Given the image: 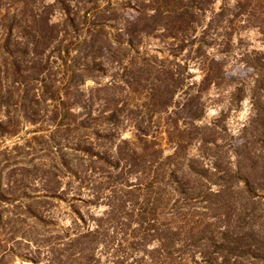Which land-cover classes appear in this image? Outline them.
Wrapping results in <instances>:
<instances>
[{
  "label": "trees",
  "instance_id": "obj_1",
  "mask_svg": "<svg viewBox=\"0 0 264 264\" xmlns=\"http://www.w3.org/2000/svg\"><path fill=\"white\" fill-rule=\"evenodd\" d=\"M51 1L61 9L60 21L47 16L37 0H13L21 6L11 20L0 14V137L19 138L24 123L60 137H53V144L51 138L45 141L47 150L55 154V173L34 165L21 173L26 179L12 184L2 182L8 168L3 161L10 163L21 151L8 155L0 150V264H11L17 257L41 264L14 243L18 247L19 241L32 242L22 226L28 221L53 223L35 205L52 198L64 200L62 173L81 180L88 171L69 155L118 169L117 177L127 167L135 180L120 195L113 192L107 208L89 223L73 210L75 227L65 232L62 244L63 254L68 252L70 258L67 264H264V179L244 152L246 130L234 139L242 142L228 149V162L221 166L213 151L218 147L217 127L198 124L206 112L203 93L216 85L224 67L218 53L207 55L205 49L220 36L231 37L245 29L264 35V0L129 2L126 7L135 16L125 21L120 36H113L109 20L86 18L97 10L99 0H84L92 5L84 12V31L69 9L70 0ZM157 27L174 40V52L130 59L121 69L120 80L99 89V94L105 90L110 96L105 99L110 104L96 113L93 105L98 98L86 86L88 78L82 72L105 73L104 64L93 61L99 50L113 55L121 51L123 58L116 56L121 63L129 51H135V32ZM14 32L18 36L13 42ZM188 42L198 59L195 65L203 71L198 81L190 76L189 60L178 59L175 53ZM75 50L79 56H72ZM256 69L249 89V126L264 124L260 107L264 58ZM139 88L149 98L151 114L146 122L132 116L127 104L115 98L118 90L135 94ZM124 125H133L129 137L121 133ZM39 138L43 140L42 136L32 140ZM104 139L114 148H102L99 140ZM12 150L23 149L16 142ZM40 171L41 192L32 194L31 174ZM50 173L52 178L47 177ZM65 259L55 254L43 264H66Z\"/></svg>",
  "mask_w": 264,
  "mask_h": 264
},
{
  "label": "rangeland",
  "instance_id": "obj_2",
  "mask_svg": "<svg viewBox=\"0 0 264 264\" xmlns=\"http://www.w3.org/2000/svg\"><path fill=\"white\" fill-rule=\"evenodd\" d=\"M2 2L4 8L0 14L5 15L7 20H11L14 15L19 14L21 5L14 4L13 0H3ZM37 2L39 7L42 8L44 6L45 11H47V16L53 21H60L61 9L59 5L53 3L51 0H37ZM129 2L139 4L140 0H99L97 10L90 13L86 18H88V20L99 18V21L105 19L109 20L113 28V36H120L122 32H120L119 29L123 27L126 20H132L135 16V11L126 7ZM144 2L147 5L149 4L148 0ZM47 4L52 5L48 6ZM219 5L220 3H217L216 7ZM68 6L73 16L76 18V21L80 23L79 28L82 31L86 30L85 25L82 24L84 20L83 16L85 10L89 9L92 5L86 3L84 0H70ZM27 14L28 13H26L24 17H26ZM142 24L143 23H141V25ZM135 33L137 38L135 40V51H129L128 56L124 57L123 63L116 61L118 60L116 56L123 58L121 51H115L113 55L99 50L93 61L95 60V62L104 64L105 73L100 71H93L91 73L82 72L83 76L88 78L86 86L88 88H93V93L96 94V98H98L97 102L93 105L96 113H98L97 110L101 112L103 108H106L110 104L105 101V99H109L110 96L106 95V92H104L105 90L100 91L99 94V89L101 90V88L110 81L120 80L121 69L125 64H128V62H132L130 59L134 58V61H136L139 57L144 56H168L174 52L172 51L175 49L174 40L167 37L166 32L161 29V27H157V29L151 32L137 30ZM14 34L15 37L12 38L13 42L17 40L16 38L18 36L17 33L14 32ZM97 38L99 43V34ZM192 46L191 42H188L182 50L179 52L176 51L175 53L178 54V59L187 58L189 60L190 76H192V80L198 81L202 78L203 71L199 69L198 65H195L198 64V59H195L193 53L194 48ZM210 46L211 47L205 49V53L207 55L218 53V55L222 57L221 62L224 66L223 74L220 75V78L216 81V85H209L205 89L203 100L206 112L198 124H211V126L217 127L216 130L219 132L218 147L213 148V151L216 155L214 160L221 164V166H225L228 162V149L232 148L233 144L238 145L242 142L234 139L246 130L244 141H246L247 146L244 148V152L254 160L257 168V175L260 176L259 178L264 179V124L249 126L252 114V102L249 89L253 84V76L256 73L255 70H258L256 69L258 62L261 58H264V35L258 33L254 29H245L241 31L240 34L235 33V35L231 37L227 34L225 38L220 36L218 41H215L214 45ZM79 52L80 51L77 52L76 50L73 51L72 56H79ZM169 58L170 60L175 59L173 56ZM88 60H90V57ZM244 63L251 65V67L245 68L243 65ZM118 91L119 92L115 94V98L120 100L121 104H127L126 106L129 107L132 116H136L139 120L145 119L146 122L151 114L146 90L139 88L135 94H127L125 91L121 93L120 90ZM260 107L264 113V102L260 104ZM24 124L25 125L18 135L19 138L0 137V150H6V154L8 155H15L21 151L20 155L13 158L10 163L3 161V165H8V168L4 169V176L2 178V182L6 184H8V182L12 184L14 180H20L21 178L26 179L27 175H21V173H25V169L32 168L34 165L55 173L52 166L55 160V154L47 150L48 144H46L45 141L51 138L49 143L53 144V137L56 138L55 140L60 137L48 132H37L39 125ZM132 128L133 125H127L121 128V133H123L125 137H129L131 130H133ZM36 136H42L43 140H40V138L38 140H32V138ZM16 142L23 150H12ZM99 144L103 146L102 148H112L114 146L113 142L109 139L99 140ZM14 151L16 152L14 153ZM195 152L196 149L194 146V148H192V153ZM210 152L212 154V150H210ZM69 158L83 165L82 167L88 168V171L85 173L86 175L84 174L81 180H75L69 174L62 173L61 182L65 195L64 200L52 198L47 202H40L35 205L36 209L39 210L46 219L52 220L55 224H33L28 221L22 226L27 235L32 238V242L28 244L19 241L20 244L18 247L14 243L16 249L36 257L41 264L54 257L55 254L57 255V259L64 256V259L66 258V264L67 260L70 259L68 258V252H66V255L65 253L63 254L62 244L66 236L65 232L75 227L73 220L76 214L73 210L84 215L89 223L91 217L99 216V212L101 213L107 208V204L113 198V192L116 196L120 195V192L125 188L124 186L132 184L135 180L134 174L129 173L127 167L122 169L124 175L122 174L117 177L116 175L121 172L120 170H114L112 167L104 165L101 162L93 164L88 158H82L81 155L76 158L69 155ZM210 159L213 161L212 158ZM14 162H16V164H13ZM11 171L16 172L11 178H8L7 175L11 173ZM53 173L48 174L47 177L51 176L50 178H52ZM41 176V171L34 175L31 174V180H29L31 184L28 190L32 194L41 192V186L43 184L40 180ZM6 213L7 212H5V214ZM49 244L52 245L53 247L51 246V248L54 249V253L52 254L49 252ZM12 262L15 264H34L22 257H17L15 260L13 258V260L11 259V264Z\"/></svg>",
  "mask_w": 264,
  "mask_h": 264
}]
</instances>
